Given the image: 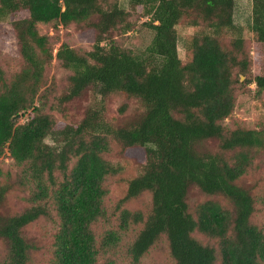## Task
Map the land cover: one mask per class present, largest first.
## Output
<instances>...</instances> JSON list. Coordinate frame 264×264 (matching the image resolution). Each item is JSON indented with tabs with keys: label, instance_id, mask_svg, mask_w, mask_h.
Masks as SVG:
<instances>
[{
	"label": "trees",
	"instance_id": "obj_1",
	"mask_svg": "<svg viewBox=\"0 0 264 264\" xmlns=\"http://www.w3.org/2000/svg\"><path fill=\"white\" fill-rule=\"evenodd\" d=\"M128 5L0 0L24 61L13 74L0 67V156L7 150L16 168L0 174V264H118L120 254L140 264L162 237L173 264H264V127L222 125L251 85L253 97L264 93V0H251L248 27L263 56L256 73L234 0ZM139 9L152 39L134 50L125 39ZM39 24L94 33L88 52L58 47L71 72L59 95L46 87L53 50ZM178 25L197 29L186 63ZM115 96L133 110L124 103L110 118ZM75 99L87 101L83 117L60 123L53 113ZM114 148L141 149L142 158L108 209V181L123 171L107 158ZM192 189L206 199L191 206ZM146 193L150 206L131 210Z\"/></svg>",
	"mask_w": 264,
	"mask_h": 264
},
{
	"label": "rangeland",
	"instance_id": "obj_2",
	"mask_svg": "<svg viewBox=\"0 0 264 264\" xmlns=\"http://www.w3.org/2000/svg\"><path fill=\"white\" fill-rule=\"evenodd\" d=\"M234 1L233 21L241 29V35L246 40L247 46L251 51L253 72L256 73L263 56L260 49L254 43L252 33L248 29L251 22V0ZM119 7L127 11L130 10L128 0H119ZM131 15L134 28L128 33L125 44L130 49L140 50L150 43L152 32L144 26L143 23L146 19L142 17L140 9L137 12H132ZM9 22L0 21V67L7 74H13L21 70L24 61L20 55L17 38ZM38 29L41 35L50 38L53 50V57L44 71L46 87H51L54 95H59L67 86V77L71 72L65 70L56 59L55 54L58 47L62 43H66L75 50L88 52L94 43V33L89 28L78 27L75 24H70L67 27L59 26L58 28H54L52 25L39 24ZM176 30L178 34L177 49L179 57L183 63H186L191 59V52L186 49V45L197 29L186 25H178L176 26ZM250 90L251 94L238 96L234 112L222 122V125L226 129H233L238 126L246 129L264 127V93L257 99L252 95L254 85L250 86ZM124 103L127 104V112H131L135 106L134 103L126 102L124 97L115 96L107 102L106 114L110 118L118 117L117 110ZM86 104L87 101L85 99H75L63 107V113L54 112L53 114L60 123H76L83 117ZM27 116L19 118L20 123L26 122ZM107 158L113 164L123 168L121 175L109 180L107 184L109 194L106 205L110 209L114 207L124 194L126 186L124 180L138 173L142 152L141 149H135L126 153H119L118 149L114 148ZM15 169L13 159H11L9 153L5 150L0 156V174L6 171L13 172ZM204 199H206V196L196 189H192L189 192V203L191 206ZM150 203L151 196L146 193L133 201L129 207L131 210H143L149 207ZM39 234L40 232L35 233L34 236H39ZM132 238H130V241H132ZM116 259L118 260V264H130L129 258L124 256V254L118 255ZM140 264H173L168 255L167 243L164 237L142 258Z\"/></svg>",
	"mask_w": 264,
	"mask_h": 264
},
{
	"label": "water",
	"instance_id": "obj_3",
	"mask_svg": "<svg viewBox=\"0 0 264 264\" xmlns=\"http://www.w3.org/2000/svg\"><path fill=\"white\" fill-rule=\"evenodd\" d=\"M20 118V115H16L14 118H13V120H15V119H19Z\"/></svg>",
	"mask_w": 264,
	"mask_h": 264
}]
</instances>
